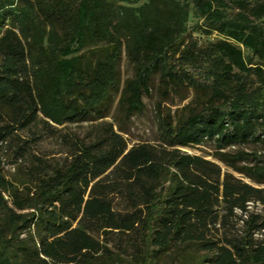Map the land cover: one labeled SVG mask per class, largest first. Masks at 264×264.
I'll use <instances>...</instances> for the list:
<instances>
[{"label": "trees", "instance_id": "1", "mask_svg": "<svg viewBox=\"0 0 264 264\" xmlns=\"http://www.w3.org/2000/svg\"><path fill=\"white\" fill-rule=\"evenodd\" d=\"M139 1L0 0V264H264V0H193V25L189 0ZM156 74L200 101L177 123L158 103L131 146ZM205 140L228 170L183 149Z\"/></svg>", "mask_w": 264, "mask_h": 264}, {"label": "rangeland", "instance_id": "2", "mask_svg": "<svg viewBox=\"0 0 264 264\" xmlns=\"http://www.w3.org/2000/svg\"><path fill=\"white\" fill-rule=\"evenodd\" d=\"M148 0H141L138 3L125 2L130 6H139ZM182 1V0H181ZM183 2V1H182ZM189 10L190 18L189 23L193 25L198 20V10L195 6L193 0H189ZM192 36L197 40L200 47H207L211 43L223 38V35L214 32L208 34L204 32L201 28L192 31ZM245 50V55L248 57L250 55L249 51ZM255 63H262L258 58L254 59ZM136 68L135 64L128 58L126 52L123 53L122 62V78L125 81L128 78H133L135 76ZM144 109L141 113H136L130 118L121 119L123 125L126 127L128 133L125 136L129 139L130 145L140 143V142H151L157 143L159 138L158 124L156 119V107L160 103L164 111L170 114L173 120L177 123L182 119H185L189 115V110L194 107L197 102L200 101L195 90L192 88L182 87L179 91L172 90L168 96H164L162 92V87L160 85V75L156 74L153 76L150 83V92L143 94ZM261 145H236L229 146L227 150L235 151L238 149L252 151L261 149ZM60 139L58 137H45L40 140L36 147L33 149L34 153L43 155L51 160L60 159L63 157ZM183 149L189 153L204 156L208 159L217 161L223 166L224 170H228L229 167L226 166L222 161L216 158V154L219 149L216 143L212 140H205L200 144H195L192 146L183 147ZM7 172L9 174L15 171L12 165H6ZM240 176L239 173H235ZM246 181L252 182L249 178L243 177ZM256 184V183H254ZM258 186L264 187L263 184H256ZM261 207L260 205H255L252 208ZM127 264H137L132 260H129ZM159 264H172L169 257L164 256Z\"/></svg>", "mask_w": 264, "mask_h": 264}]
</instances>
